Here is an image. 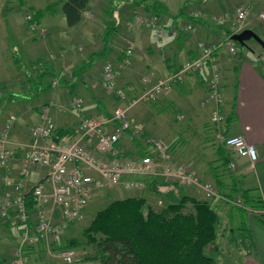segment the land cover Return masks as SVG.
Here are the masks:
<instances>
[{
    "label": "crops",
    "instance_id": "obj_1",
    "mask_svg": "<svg viewBox=\"0 0 264 264\" xmlns=\"http://www.w3.org/2000/svg\"><path fill=\"white\" fill-rule=\"evenodd\" d=\"M93 1V4L90 1L82 11L80 22L71 27L75 28V31L68 34L66 46L68 49L59 47L58 53L60 54L57 57H60V59L51 61L37 70H33L34 67H31L36 72V75L38 72L44 70L49 72L48 76L46 75L47 77H50V79L55 78L61 71H59L60 63L63 64V67L71 66L73 71L78 70L82 63L85 62L81 58V53H79L83 52L84 44H86V48H89L87 58L92 53H97L102 49V42L99 43L98 41L104 32L106 23L104 21L106 20H103L101 27H96L95 12L97 10V12L102 14V17L104 14L107 16L111 0L106 1V4L108 2V7H105L107 5L101 2V0ZM155 1L160 2L167 9L164 15L158 17L160 25L164 29L162 38H157L153 30L146 27V25L136 22V17L138 16L150 18L153 14L147 13L142 8L135 6L134 10L129 9V11H125L123 19L120 18L119 21L117 11H114V16L117 19V28L111 38L112 40H110L109 49L104 59L111 51L113 53V49H117L115 57L117 64H114V61L112 62L114 66L118 65L113 78L114 83L125 92L127 99L132 102L139 99L137 95L145 88L147 82L149 87L153 86L156 82L166 79L185 61L196 57L198 44L211 43L230 37L235 32L233 27L234 11L238 4L244 3L249 6V13L244 24V29H250L254 32L256 24L262 25L259 21V15L264 12V0H220V4H218V0ZM113 4L116 5L117 2L113 1ZM185 8L186 10L184 11L183 9ZM218 8H222L225 12L222 18L213 13ZM211 15H213L212 18ZM186 25L193 27L192 33L182 31V28ZM260 31L263 33L261 34L262 36L254 33L264 41V29ZM76 37H78V40L81 39L82 45L79 44L78 48L72 49L71 44H73ZM78 43L80 42L78 41ZM113 43L116 48L113 46ZM124 43L125 46L128 43L126 47L123 46ZM256 44L251 45V42L247 41L244 46L237 45L241 49H238L237 57L230 56L224 50L218 53V63L223 77L221 91L223 104L221 107L216 109L212 103L203 104L206 98V83L209 78L207 69L188 76L180 85L172 86L160 95L161 98L157 99V102L165 100L176 106L180 111V114L176 117V121L181 122L180 124L177 123L180 125L178 128L190 130L191 134L197 135L196 142L193 144L197 143L198 152L189 153L184 151V149L182 151L177 150L176 152L175 149H171L172 151L168 159L169 164L186 168L193 174H196L198 178L208 181L212 176H218L216 172L219 170L216 169L215 172L213 171V174L211 172V174L206 175L204 166H208L209 168V163L211 162L214 163L210 166H215V168L223 166L216 152L221 145L208 147L210 144H216L218 132L227 136L241 135L248 144L256 148L258 158L255 162L251 163L247 159L232 156L233 158L236 157L234 159L236 164L234 173L238 178L236 180L238 181L237 188L240 190H250L251 195L260 196L264 205V49L258 43ZM129 46L133 49L130 64L122 67L121 60L124 56V50ZM65 52L67 56L64 59L62 56ZM62 58L63 60H61ZM36 75L34 76L36 79L31 83L32 88L30 87L26 92L13 96L7 95L0 108V121L2 122L8 119V115L14 114L10 119L13 118L11 120L16 122L9 135L14 145L26 146L30 143L29 132H26V128L24 129L17 121L21 116L32 119V112L37 109L46 110L47 114L49 113V118L59 130L71 131L74 134L78 129L81 117H102L110 114L104 105L105 98L102 94H96L93 100L85 99L87 106L82 113L75 117H69L70 115L67 114V110L63 112L60 109L65 108L66 102V97H63L64 95L62 94L59 96L58 101L49 99L47 104L44 103L39 106L31 104L30 101L35 100L36 97H40L45 87L43 79L46 76L40 81ZM28 77L30 81V72H28ZM61 78H65L63 86H72L69 84L71 83V78L66 79L64 76ZM143 79H146L145 83H143ZM53 89L54 86H51L46 90ZM93 101L96 102V106L93 105ZM109 104H113V101ZM51 107L55 109H50ZM57 107L58 109H56ZM216 111L225 119V123L220 124L218 127L211 126L213 124H211V117ZM182 115H184V119H182ZM208 117H210V123L207 121ZM38 121L39 119L33 122L29 129L39 123ZM216 128L219 130H216ZM74 134L70 133V136ZM213 134H215V138ZM212 140L215 141L209 143ZM43 143L46 144L44 141ZM15 151V158L10 160L8 166L5 168L4 172L7 177L5 181L11 180L12 182H17L19 180L20 153L18 150ZM214 152H216L217 156L213 155ZM224 152L227 155L228 152L226 150ZM209 156L211 158L207 159ZM29 171L32 172V179L36 184L41 182L40 184L47 188L48 184L45 179L47 169H32ZM23 183L26 188L36 185L29 184L26 186L25 178ZM157 183L163 184L164 182L158 181ZM4 189L9 190L6 193H10L12 198L18 196V192L13 187L5 185ZM169 190L167 187L160 188L162 193ZM217 205L223 204L218 202ZM263 214L264 212H257V215ZM14 215V212H12L11 217L13 218ZM244 224L240 227V230L242 231V237L247 241V252L239 264H264V219L260 217H248ZM4 228L5 226L0 224V264H11L13 250H10L9 240H5L6 236L3 233L5 234L8 231ZM34 254L38 255L34 257ZM39 255H41L39 252H28L25 262L26 260H28V264H32L33 261L37 262L38 257H40Z\"/></svg>",
    "mask_w": 264,
    "mask_h": 264
},
{
    "label": "built area",
    "instance_id": "obj_2",
    "mask_svg": "<svg viewBox=\"0 0 264 264\" xmlns=\"http://www.w3.org/2000/svg\"><path fill=\"white\" fill-rule=\"evenodd\" d=\"M248 13L247 4L240 3L236 6L233 34L244 30ZM31 19L29 14L25 15L31 32H38L40 35L47 33L45 28L38 31ZM259 21L264 24V12L259 15ZM136 22L154 28L155 36L162 38L164 29L158 17L138 16ZM182 31L192 33L193 27L186 25ZM231 36L220 41L198 44L196 57L185 61L166 79L156 82L138 100H157L172 86L182 84L188 76L207 69L209 78L203 104L212 103L216 109L221 107L223 77L217 56L220 51L225 50L230 56L237 57V45ZM132 50L131 46L124 50L122 67L130 64ZM101 71L104 77L102 86L111 92L117 101H124L126 97L123 90L116 89L112 83L115 75L112 65L104 64ZM62 75L66 78L70 77V70L64 68ZM145 82L146 79H143V83ZM51 83L52 86H57L59 79H53ZM129 107L130 105L117 106L112 113L102 118L83 116L80 118L76 133L73 136L67 134L62 137H58L59 128L51 121L46 110H43L39 123L29 129L31 141L26 146H12L8 140L10 125L3 127L0 133V165L6 168V163L15 155V150L20 153L19 180L5 181V185L13 187L18 192V196L12 198L10 193H6L0 200V216L7 219L14 212L16 217L11 221V225L20 235L13 249L11 264H24L28 252H38L41 249L50 252L54 245H60L63 234L69 227L82 220L95 191L141 190L146 186L144 179L149 178L150 175H155L156 179L163 178L164 183L175 184L179 188L184 186L195 188L201 192L204 201L211 202L217 199L222 202L228 201L238 208L243 207L238 195L229 200L221 193L215 182H203L186 168L171 166L162 171H156L160 166L158 159L165 160L168 157V160L170 156L169 148L158 142H148L155 148L154 156L147 154L131 158L125 155L118 145L131 127L127 117ZM73 108L79 112L81 103L76 101ZM211 121L214 127L225 123V119L218 111L212 115ZM216 130L219 129L216 128ZM218 139L228 152L225 168L232 172L237 180L234 173L236 164L232 156L247 159L253 163L258 158L257 150L241 135L227 136L218 132ZM42 168L47 169L45 178L47 188L40 184L41 182L26 188L23 180L28 171ZM27 194H30L33 202L29 209L25 206ZM77 255L74 248H64L60 251L65 264L78 262Z\"/></svg>",
    "mask_w": 264,
    "mask_h": 264
},
{
    "label": "rangeland",
    "instance_id": "obj_3",
    "mask_svg": "<svg viewBox=\"0 0 264 264\" xmlns=\"http://www.w3.org/2000/svg\"><path fill=\"white\" fill-rule=\"evenodd\" d=\"M106 1L109 0H101V2H104L105 5H107L105 7H108V2L106 4ZM113 1L117 2L116 11L119 17V21L120 18L123 19V14H125V11H129V9L134 10L133 8L136 6L132 2L133 0ZM61 2H64V0H0V106L3 100L7 98V95L13 96L15 94L26 92V90L30 87L32 88L31 83L36 79L34 78L36 72L33 70H37L51 61L60 59V57H57V55L60 54L58 53L59 47L68 49L66 47L68 39L67 37L69 33L75 31V28H69L66 26L65 18L61 11ZM93 2L94 1L91 0L90 3L93 4ZM218 4H220V0H218ZM48 7H50L51 10H48ZM183 10L185 11L186 8ZM38 11L42 12V16L39 20V24L35 25L38 31L43 28L47 29V33L44 35H40L38 32H31L29 28V22L25 20V15L29 14L32 17V15H34V13ZM213 13H216L219 17L222 18L225 12L222 8H218L217 10H214ZM95 15V26L98 28L103 25V20H106L104 21L106 23L110 21V18L108 16H105L104 14L102 17V14L100 12H97V10L95 12ZM212 17L213 15H211V18ZM209 20L211 21V19ZM263 25L264 24H256L254 26V32L258 34V36H262L261 34H263L260 31L264 29ZM148 28L153 30V33L156 34L154 28ZM101 39L102 36L98 41L99 43L102 42ZM80 40L81 39L78 40V37H76L73 41V44H71V48L76 49L78 48L79 44L82 45V42ZM78 41L80 43H78ZM250 42L251 45H257L253 40H250ZM113 46L115 47L114 43ZM123 46L126 47L125 43L123 44ZM238 49L241 50L239 47H237V52ZM88 50L89 48H86V44H84L83 52H79L81 53L80 55L82 56V60L84 59L86 61L88 59ZM110 53V55L108 54L109 56L107 55L105 59L102 57L95 59L94 63L88 70L74 77H72L73 68L71 66L63 67V64L60 63L59 71H61L58 73L57 77L50 79V77H47V75L43 79L44 85H46L47 83H50L52 85L51 82L53 81V79H59L60 84L58 83L57 86H54L53 90H44L41 93L40 97H36L35 100L30 101L31 104H34L35 106L43 105L44 103L47 104L49 102V99L58 101L59 96L62 94L64 95L63 97H66V102L65 108L60 109L63 110V112L67 110V114L70 115L69 117H75L76 115L82 113L84 108L87 106V102L85 101V99L93 100L96 94H102L105 98L104 105L110 113H112L114 108H116L117 106L130 105L127 112V117L131 124V127L130 130L124 134L119 143V149L125 155L131 158L142 157L146 156L147 154L154 156L156 151L153 145L148 143L149 141L158 142L164 147H168L170 154L174 149L176 150V152L177 150L182 151L184 149V151H187L189 153H197V143L195 145L193 144L194 142H196L197 135L194 136V134H191L190 130L178 128L181 122L176 121L177 115L180 114V111L176 106L170 104L165 100H160L157 102V100L152 101L140 99L132 102L127 99V95L124 91L123 92L126 99L124 101H117L115 100L114 95L102 86L104 77L101 70L104 64H111L114 68V71H117L118 65L114 66L112 64L113 61L114 64H117V62H115L117 49H113V53L112 51ZM66 56L67 53L65 52L62 57L65 59ZM63 58L61 60H63ZM31 67H34L33 70ZM64 68L70 70L71 76H68L66 79L71 78V83L69 84H71L72 86H63L65 78L61 77L64 76L62 75ZM27 71L31 74L30 81ZM112 83L116 89H120L114 83V79ZM148 88L150 87L147 82L145 88L141 91V93H139V95H137V97H141ZM160 98L161 96L158 97V99ZM76 101H79L81 103V109L79 112L73 108ZM112 101L113 104H109ZM93 105L96 106L95 101H93ZM50 109L55 108L51 107ZM56 109H58V107ZM42 110L43 109L34 110L32 112V119H27L24 116H21V118H19L17 122L24 129L26 128V132H29V127L32 125V123L38 119L40 121ZM13 115H8V119L3 122L0 121V133L5 125H10L8 140L10 141L12 146H16L11 142L9 137L10 131L15 126L16 122L10 119V117ZM184 118V115H182V119ZM207 121H209L210 123V117H208ZM211 126H213V124ZM213 136L215 138V134H213ZM214 141L215 140H212L209 143H212ZM216 141V144H210L208 147L219 145V139ZM213 155L217 156L216 152H214ZM15 156L11 157L8 160V162L6 163L7 166L9 164V161L14 159ZM167 158L165 160L158 159V163L160 164V166L157 167L156 171H162L164 168L172 166L171 164H169V160H167ZM210 158V156L207 157V159ZM213 163L214 162L209 163V168L208 166H204L205 174L208 175L211 174V172L213 174L215 170L218 169L219 171L216 172L218 173V176H212L208 181L205 179V181L202 179L200 180L203 182L216 183L215 178H217L221 183V188L223 189H221V193L226 197V195L230 194L233 184L236 182L235 176H233L234 174L232 172H229L225 167L223 168V166H217L216 168L215 166H210ZM4 171L5 168L0 165L1 198L6 194V192L9 191L4 189V182L5 179H7ZM144 181L146 186L141 190L117 189L115 191H108L105 189H101L95 191V194L92 196L86 207L82 220L72 224L69 227V229L63 234L60 245H54L50 252L46 251L45 249H41L40 251H38L41 255H39L40 257H38L37 262L33 261L32 264H65L60 256V251L61 249H64L68 242L71 240H74L78 243V245L74 247V249L78 253L77 258L79 260L78 262L73 264H100V261L98 260L99 254L97 253L95 246L87 243L86 238L82 233L83 230L90 224L92 218L98 211L104 209L114 200H121L129 197L144 198L147 205L156 212L163 210L167 206V202L161 196L156 195L152 191H150L151 182H164V179H156L155 175H150V177L144 179ZM25 184L26 186L29 184H36L32 179L31 171H28V174L25 177ZM188 189H191L192 191ZM179 190L182 195H185V193H187L186 196L189 195V197H193L198 200L204 199L201 196V192L195 188L184 186L183 188H179ZM233 197L230 200L234 199ZM218 202L223 205L218 206ZM210 204L218 213L220 224L217 229V238L214 243L216 252L211 251L213 250L212 247H209L206 251L208 254L210 252L214 254L215 264H239L247 252V241L244 239V237H242V231L240 230V227L245 225V220L248 217H252V211L250 209H246V213L241 212L237 210L238 207L233 206L228 201L222 202L221 200L217 199L212 200ZM192 210V206L190 204H186V206L182 209V213L188 214L191 213ZM14 217H16V215H14L13 218ZM13 218L10 215L7 217V219L0 216V224H2V226H5L4 229L8 231L5 234L3 233V235L6 236V241L9 240L8 243L10 246V250H13L16 247L20 237L19 233H17L11 225V221ZM37 255L38 254H34V257ZM24 264H28V260H26Z\"/></svg>",
    "mask_w": 264,
    "mask_h": 264
},
{
    "label": "trees",
    "instance_id": "obj_4",
    "mask_svg": "<svg viewBox=\"0 0 264 264\" xmlns=\"http://www.w3.org/2000/svg\"><path fill=\"white\" fill-rule=\"evenodd\" d=\"M90 1L64 0L62 2L61 11L67 27L71 28L80 22L81 13ZM132 2L156 17L167 12L166 7L155 0H133ZM47 9L51 10L50 7ZM115 10L116 5L111 1L107 11L110 21L105 23L102 49L92 53L78 70L72 72V77L88 70L95 59L104 58L106 55L110 39L117 28ZM41 16V11L35 12L32 15V23L39 24ZM236 45L240 46L238 43ZM47 74L49 72L43 70L36 76L41 81ZM51 86L47 84L43 89H49ZM68 133L74 134L61 129L57 131L58 137ZM224 151L221 145L216 152L225 167L227 155ZM215 181L221 191L220 181L217 178ZM161 187H167L170 190L162 193ZM150 191L167 202L163 210L154 211L147 205L144 198L129 197L114 200L98 211L83 230L87 243L95 246L100 264H215L214 254L211 252L208 254L206 250L212 247L211 251L216 252L214 243L220 219L210 202L182 195L179 187L170 183L159 184L153 181L150 184ZM250 192V190L238 189L235 182L230 194L226 197L230 200L238 195L243 207L237 210L246 213V209H250L252 218L264 219V214L257 215L259 211L264 212L260 196L251 195ZM25 198V206L29 209L33 205L30 194H27ZM186 204L192 206L191 213H182ZM77 245L76 241L71 240L65 248H74Z\"/></svg>",
    "mask_w": 264,
    "mask_h": 264
},
{
    "label": "water",
    "instance_id": "obj_5",
    "mask_svg": "<svg viewBox=\"0 0 264 264\" xmlns=\"http://www.w3.org/2000/svg\"><path fill=\"white\" fill-rule=\"evenodd\" d=\"M231 39L238 43L240 46H244L245 42L253 40L258 43L264 49V41L261 40L252 30L244 29L240 33H235L231 36Z\"/></svg>",
    "mask_w": 264,
    "mask_h": 264
}]
</instances>
